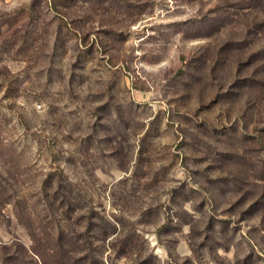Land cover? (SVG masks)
Listing matches in <instances>:
<instances>
[{"label":"rangeland","instance_id":"obj_1","mask_svg":"<svg viewBox=\"0 0 264 264\" xmlns=\"http://www.w3.org/2000/svg\"><path fill=\"white\" fill-rule=\"evenodd\" d=\"M0 264H264V0H0Z\"/></svg>","mask_w":264,"mask_h":264}]
</instances>
